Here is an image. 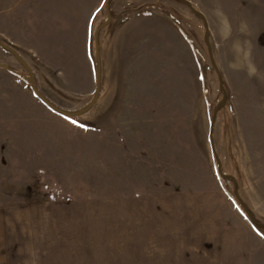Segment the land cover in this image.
Listing matches in <instances>:
<instances>
[{
	"label": "rangeland",
	"instance_id": "374dc122",
	"mask_svg": "<svg viewBox=\"0 0 264 264\" xmlns=\"http://www.w3.org/2000/svg\"><path fill=\"white\" fill-rule=\"evenodd\" d=\"M98 25L75 116L0 46V264H264V0H0L65 110Z\"/></svg>",
	"mask_w": 264,
	"mask_h": 264
},
{
	"label": "water",
	"instance_id": "95a60500",
	"mask_svg": "<svg viewBox=\"0 0 264 264\" xmlns=\"http://www.w3.org/2000/svg\"><path fill=\"white\" fill-rule=\"evenodd\" d=\"M109 19H110V15L107 16V20H109ZM99 28L100 27H98L94 33V42H95V47H96V50H95V56H96V89H95V92H94L92 99L89 101L88 105L85 108L81 109L80 111H69V110L62 109V108L58 107L57 105H55L54 103H52L46 97H44L34 84L31 85L32 90L34 91V93H36V95L38 97H40L49 107H51L56 112H58L62 115L75 116L76 114H81L84 111H86L88 108H90L95 103V101L97 100L99 90H100V56H99V50L97 49ZM24 66L27 68V70L30 72V74L33 75L30 68L27 66V64L25 62H24ZM219 164H218V168L220 169ZM241 204H242L243 208L245 209V211L247 212V214L249 215V217L252 219V212L249 211L247 205H245L243 202Z\"/></svg>",
	"mask_w": 264,
	"mask_h": 264
},
{
	"label": "trees",
	"instance_id": "16d2710c",
	"mask_svg": "<svg viewBox=\"0 0 264 264\" xmlns=\"http://www.w3.org/2000/svg\"><path fill=\"white\" fill-rule=\"evenodd\" d=\"M100 26L101 25H98L97 28L100 27ZM0 46L4 50H6V51L10 52L11 54H13L16 57V59L24 66L23 59L21 58L20 54L15 49H13L11 46H9L6 43H4L1 39H0ZM97 49H99V46L98 45H97ZM95 50H96V47H95ZM0 65H2V64H0ZM3 66L8 67L6 65H3ZM215 69H216V67H215ZM216 72H217V75H218L219 80H220V88H222L223 90H225V83H224V81H223V79L221 77V74L217 70H216ZM33 76L34 75H31V74L29 76H27V78H28L29 82L31 83V85L32 84L35 85V82L33 80ZM210 143H211V148H212L213 154L215 156V159H216L217 163L219 164V159H218V156H217V153H216V150H215V147H214V143H213L212 138H210ZM241 203H242V201H241ZM252 221H253L254 225H256V226H264V223L263 224L259 223L258 220L253 215H252Z\"/></svg>",
	"mask_w": 264,
	"mask_h": 264
},
{
	"label": "crops",
	"instance_id": "0c3cea01",
	"mask_svg": "<svg viewBox=\"0 0 264 264\" xmlns=\"http://www.w3.org/2000/svg\"><path fill=\"white\" fill-rule=\"evenodd\" d=\"M170 60H171V58H170ZM163 66H167V64L164 63ZM169 67L171 68V65H169ZM0 220H1V213H0ZM1 240H2V228H1V225H0V242H1Z\"/></svg>",
	"mask_w": 264,
	"mask_h": 264
},
{
	"label": "snow or ice",
	"instance_id": "6c2138e0",
	"mask_svg": "<svg viewBox=\"0 0 264 264\" xmlns=\"http://www.w3.org/2000/svg\"><path fill=\"white\" fill-rule=\"evenodd\" d=\"M73 123H75V121H73Z\"/></svg>",
	"mask_w": 264,
	"mask_h": 264
}]
</instances>
